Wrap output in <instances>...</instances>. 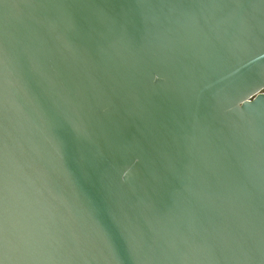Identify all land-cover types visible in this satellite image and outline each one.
Instances as JSON below:
<instances>
[{
	"label": "water",
	"instance_id": "95a60500",
	"mask_svg": "<svg viewBox=\"0 0 264 264\" xmlns=\"http://www.w3.org/2000/svg\"><path fill=\"white\" fill-rule=\"evenodd\" d=\"M0 264H264V0H0Z\"/></svg>",
	"mask_w": 264,
	"mask_h": 264
}]
</instances>
